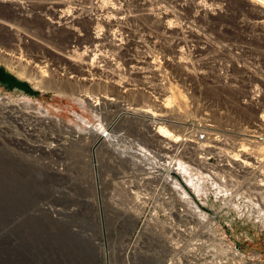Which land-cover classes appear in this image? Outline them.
<instances>
[{"label": "rangeland", "instance_id": "rangeland-1", "mask_svg": "<svg viewBox=\"0 0 264 264\" xmlns=\"http://www.w3.org/2000/svg\"><path fill=\"white\" fill-rule=\"evenodd\" d=\"M9 1L24 19L1 18L10 28L0 29V264H264V13L243 6L249 0H215L212 11L206 0H105L125 18L109 26L100 19L97 31L110 36L96 47L67 39L87 34L99 0L59 8L74 30L45 25L54 0ZM182 33H207L218 45L203 64L214 84L176 65L131 68L145 61L148 43L152 55L170 56ZM42 56L50 68L36 61L41 75L30 65ZM88 63L98 83L73 77ZM164 91L170 108L162 106ZM124 105H156V116L184 128L164 123L166 138L149 121L132 130L122 117L110 129ZM100 122L114 140L100 151L95 175ZM146 132L161 141L148 144Z\"/></svg>", "mask_w": 264, "mask_h": 264}, {"label": "bare ground", "instance_id": "bare-ground-1", "mask_svg": "<svg viewBox=\"0 0 264 264\" xmlns=\"http://www.w3.org/2000/svg\"><path fill=\"white\" fill-rule=\"evenodd\" d=\"M49 1V0H48ZM11 1H9L8 2V0H0V29H3V28H10L9 26H7V24L5 23V22H3L2 20H1V18H3V17H7V16H9V15H12V17L14 18V19H24L23 17L24 16H22V12H20L21 10H19L16 6H18V5H16V4H13V3H10ZM54 2V3H53ZM66 2H71V1H69V0H54V1H52V2H48L47 4H48V6L49 7H47V11L49 12V11H51L52 13V15H55V16H53V18H47V19H44L45 20V25H48V26H52L53 28H54V26H60V27H63L64 29H68V30H74V25H71V24H73L72 22H69V18H70V16H67V11L66 10H64V9H59L61 6H64L65 4H66ZM134 2H136L137 4H140V2H143V3H145L146 2V0H130V2H128V1H124V6H129L130 5V3H134ZM232 2H234V1H232ZM251 2V3H250ZM8 3H10L9 5H7ZM15 3V2H14ZM231 3V2H230ZM234 4H236L237 5V3H234ZM4 5V6H3ZM233 5V4H232ZM97 6V13H98V19H91V21L89 20V23H88V25H87V27H86V31H87V34H81V35H78V33L76 34V33H72L71 32V34H70V32L68 33L69 35H71V36H73V37H69L67 40H68V42L70 43L71 41H72V39H77L80 43H90V44H95L96 45V47H98V46H102V47H104L106 44H105V41L107 42V40H109L107 37L108 36H110V34H101L99 31H97V29L99 28V22H100V19L101 20H103V21H105V23H106V25H111V24H113V22L114 21H116V20H122V19H124L125 17V12H123L122 11V8H117L116 7V5L114 4V3H108V2H106L105 0H99L98 1V5H96ZM243 6H246L248 9H250V10H253V11H256L257 13H259V14H263L264 13V0H249V3H244V5ZM56 8H58V9H56ZM245 8V7H244ZM10 11L13 13V14H10ZM212 11V10H211ZM58 13V14H57ZM51 14H49V15H51ZM24 15V14H23ZM58 15V16H57ZM124 15V16H123ZM95 18H96V16H95ZM54 19H56L57 21H55ZM7 20V19H6ZM169 21V24L170 23H172L171 22V20H167V22ZM260 23H264V20H261L260 21ZM167 24V23H166ZM9 25V24H8ZM171 28V25H169L168 26V28ZM13 28V27H12ZM57 28V27H56ZM59 29V28H58ZM77 29V28H76ZM166 29V28H165ZM14 34V36H16L15 38H17V35H16V33H13ZM112 36H114V34L112 35ZM28 37V36H27ZM115 37H116V35H115ZM111 38V37H110ZM117 38V37H116ZM114 39V38H113ZM113 39H111V40H113ZM115 40V39H114ZM114 40H113V42H114ZM36 41V40H35ZM110 43V42H109ZM108 43V44H109ZM112 44V43H111ZM108 48V47H107ZM53 52V51H52ZM51 56H53V55H51ZM60 58L62 59V60H64L65 62H68V60L70 61H72L73 59L71 58V56H70V54L68 53L67 55H65V54H63V53H60ZM49 57V56H48ZM17 59H19L18 60V62L20 63V58H18L17 57ZM23 60V59H22ZM21 60V61H22ZM29 60V59H28ZM34 60V59H33ZM32 61V60H31ZM36 61H39V63H45V65H44V67L46 68L47 67V69H49L50 67L48 66V64L47 63H49L48 61V59H47V57L46 56H42V57H38V58H36V60L35 61H32V63L31 62H29V61H27V62H29V63H31L32 65H30L31 67H32V69L33 70H35L37 73H41V75H42V73H44V71H46V70H44L43 68V65H41V64H39V63H37ZM22 63V62H21ZM69 63V62H68ZM72 63V62H71ZM93 63V62H92ZM92 63H88V68L87 69H80V70H75L74 68H73V66H72V64L67 68V69H74L73 71L74 72H76V71H78V72H80V74L78 75V76H74L73 75V77L74 78H76V81H82L84 84H86V83H98L97 82V79L96 78H94L93 77V75L94 74H96L95 72L94 73H92L93 71H95V67L93 68L92 66ZM83 64V63H82ZM84 64L86 65V62H84ZM118 66V65H117ZM55 69V68H54ZM60 69V68H59ZM98 69V68H97ZM105 69V68H104ZM103 69V70H104ZM108 69V68H107ZM106 69V70H107ZM62 70V69H61ZM64 70H65V67H64ZM98 71V70H97ZM53 72V71H52ZM54 72H56V71H54ZM60 72V71H59ZM62 72H63V70H62ZM67 72V71H66ZM69 72V71H68ZM113 72V71H112ZM70 73V72H69ZM52 74V73H51ZM66 74V73H65ZM68 74V73H67ZM66 74V75H67ZM71 74V73H70ZM69 74V75H70ZM68 75V76H69ZM123 75V74H122ZM55 76H56V74H55ZM95 76V75H94ZM52 77H54V76H52ZM67 77V76H66ZM65 77V78H66ZM102 78V77H101ZM71 79H72V77H71ZM113 79V78H112ZM67 80H69V77H68V79ZM74 80V79H73ZM100 80V79H99ZM98 80V81H99ZM75 81V82H76ZM114 82H115V80H113ZM117 81V80H116ZM120 82V81H119ZM67 83V82H66ZM118 83V82H117ZM165 83V82H164ZM117 85H120V83L119 84H117ZM127 87V86H126ZM136 87H137V85H136ZM134 89H136V88H131V87H129V88H127V90H134ZM169 94V92H166V91H164V95L166 96V95H168ZM143 95H144V93H143ZM163 95V97H165ZM174 95V94H173ZM146 96V95H145ZM151 96V95H150ZM155 97V96H154ZM168 97V98H167ZM167 97H165L166 99L163 101V105H162V102H160V101H157V102H160L161 103V105L162 106H164L165 108H170L171 107V104H172V102H174L173 100L174 99H171V97L168 95ZM144 98H146V97H144ZM104 100L106 99H108V100H114L115 98H109V97H105V98H103ZM156 99H158V98H156ZM97 103V102H96ZM124 106H126L127 108H123L124 109V111H122V112H120V114L118 115V117L116 118V120H114L111 124H110V129L111 128H116L117 126V124L119 123V121H120V119L123 117V118H131V123H128V127L129 128H132V127H135V124H137L138 122H143L144 124H146V122L147 121H149L150 122V124H151V126L153 125H156V126H159L158 128H159V130H158V132H159V135L161 136V137H169V136H171V131H169L168 129H166V125L164 126L163 124L164 123H168V125H170L171 127H178V128H184V122L183 121H178V119H175V118H169V119H166V118H162V117H158V116H156V114L154 113V111H153V108L151 107V105H146L145 106V108H139V107H137L136 109L134 108L133 109V106H129V105H124ZM123 106V107H124ZM177 106V105H176ZM161 108V107H160ZM174 115V114H173ZM264 120V119H263ZM123 121V120H122ZM125 121V120H124ZM101 123V122H100ZM148 123V122H147ZM101 130L99 131V133L100 132H102V134H100V135H98V136H96V142H95V144H94V147H96L97 149L95 150V155H93L94 157H93V160H92V162H93V164H92V169L94 170V173H95V175H97V173H99V167H100V165L101 164H98L99 162H101V161H99V159H100V157H101V155H102V152L104 153V151L105 150H107V149H109L110 148V142L108 141V138H113L109 133H108V127L107 126H104V123L102 124L101 123ZM124 126V125H123ZM122 126V127H123ZM132 130H133V128H132ZM110 132V131H109ZM144 134H147V135H144ZM121 135H123V133L122 134H120V136ZM143 135H144V137H146L147 139H146V142H148V144H152V142H154L153 141V139H152V137L154 138V140L155 141H161L159 138H157V136H155V135H152V136H150L147 132L146 133H143ZM159 136V137H160ZM151 137V138H150ZM113 140H114V138H113ZM180 139L177 137L176 139H175V141H179ZM143 142V141H142ZM171 145V144H170ZM143 146V145H142ZM154 146V145H153ZM162 146V145H161ZM242 146L244 147V144H242ZM93 147V148H94ZM112 147V146H111ZM119 148V150L121 151V152H123L124 154H127L129 157L130 156H132V155H141L140 157L141 158H143V157H146L148 160H150V158H152L150 155H145V154H142V153H140L138 150H136V148H131V147H118ZM132 149V150H134V151H132V152H126V151H123V150H121V149ZM174 147H172V149H173ZM171 149V148H170ZM115 150V149H114ZM139 150L141 151V152H143V153H145L141 148H139ZM100 151H102V152H100ZM174 151V150H173ZM111 152H112V150H111ZM115 152H117V153H120L119 151H114V153ZM94 153V152H93ZM149 153V152H148ZM121 154V153H120ZM123 155V154H122ZM104 156V155H103ZM119 156V155H118ZM121 156V155H120ZM124 156V155H123ZM133 157V156H132ZM131 157V158H132ZM199 159V158H198ZM194 160V159H193ZM199 163H201L202 161H198ZM182 165H183V163H181ZM199 165V164H198ZM11 166V165H10ZM161 166V165H160ZM184 168H186V167H184ZM183 167H182V169H184ZM5 169H7V168H5ZM9 169V168H8ZM8 169H7V171H8ZM181 169V171H183ZM185 172H188V169H186L185 170ZM189 173V172H188ZM8 176V175H7ZM4 178H6V177H4ZM8 178H9V176H8ZM7 179V178H6ZM10 179V178H9ZM11 180V179H10ZM189 181V180H188ZM173 189H178V188H176V187H173Z\"/></svg>", "mask_w": 264, "mask_h": 264}, {"label": "built area", "instance_id": "built-area-1", "mask_svg": "<svg viewBox=\"0 0 264 264\" xmlns=\"http://www.w3.org/2000/svg\"><path fill=\"white\" fill-rule=\"evenodd\" d=\"M213 2L215 0H206V4H209L207 7L209 11L212 10ZM207 33H201L197 34L196 38H189L187 34L182 33V36H176L172 39L171 49H170V56L166 54V51L164 49H160L157 51V54L152 55V45L153 43H148V52L149 54L146 56L145 61L136 60L131 68L133 70H138L142 62L146 64L147 70L149 73L156 71L154 68H165L166 71L168 70V67L170 66H179L185 71L192 72L193 79L198 78L199 74H206L208 76V81L215 83L214 80L209 79L210 77V70L211 66L208 65L205 67L203 64L204 62L209 64L210 58L212 57V53H216L218 49V45L214 42L213 38L206 35ZM171 35V34H167ZM148 36V35H147ZM151 35L148 36V38L151 39ZM170 37V36H168ZM172 38V37H171ZM150 42V41H148ZM154 57H157V59L160 61V63H156L154 61ZM132 60V59H131ZM176 60V61H175ZM133 61V60H132ZM171 62V64H170ZM149 66V67H148ZM165 66V67H164ZM172 69V68H171ZM223 72L220 73V76L223 77ZM148 77L152 78V75L147 74ZM161 76V79L164 78L163 75ZM173 77V76H172ZM174 78V77H173ZM184 82L186 83V78H184ZM165 81V80H162ZM167 81V80H166ZM165 81V82H166ZM177 81V80H175ZM195 81V79H194ZM259 89L255 87L252 90L251 99L252 102L257 106L259 105ZM256 95V97H255ZM157 104L156 102H154ZM153 109H157L156 105L151 106ZM201 135L199 136L202 139H205V136L202 135V133H205L204 130L200 131ZM207 134V133H205Z\"/></svg>", "mask_w": 264, "mask_h": 264}]
</instances>
